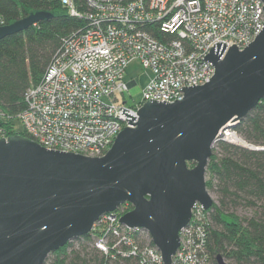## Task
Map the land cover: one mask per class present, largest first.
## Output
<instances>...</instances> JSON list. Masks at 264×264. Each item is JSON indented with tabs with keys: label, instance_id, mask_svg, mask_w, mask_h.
Segmentation results:
<instances>
[{
	"label": "water",
	"instance_id": "95a60500",
	"mask_svg": "<svg viewBox=\"0 0 264 264\" xmlns=\"http://www.w3.org/2000/svg\"><path fill=\"white\" fill-rule=\"evenodd\" d=\"M51 18L33 12L0 27V40ZM226 48H211L202 61L214 65L215 75L179 89L181 101L150 99L138 119L123 109L130 127L103 157L47 150L21 135L0 139V264H44L125 204L133 209L120 223L148 234L163 263L173 264L195 204L214 205L206 174L215 146L236 145L224 133L264 100V28L243 51L233 45L221 59Z\"/></svg>",
	"mask_w": 264,
	"mask_h": 264
},
{
	"label": "built area",
	"instance_id": "2783aa9c",
	"mask_svg": "<svg viewBox=\"0 0 264 264\" xmlns=\"http://www.w3.org/2000/svg\"><path fill=\"white\" fill-rule=\"evenodd\" d=\"M62 3L85 28L64 42L41 81L27 90L22 113L12 118L0 110V139L11 137L17 122L47 150L92 158L103 157L130 127L123 109L138 119L150 99L181 101L179 89L203 86L215 75L214 65L202 61L214 45L226 44L224 59L230 47L243 51L264 28L262 0H86L85 13L73 0ZM134 62L151 75L142 101L128 104L124 95L137 85L127 80ZM232 134L238 136L226 131L223 138L231 141ZM122 216L107 214L91 231L105 264H164L150 236L123 226ZM210 223L209 210L196 203L173 264H212Z\"/></svg>",
	"mask_w": 264,
	"mask_h": 264
},
{
	"label": "trees",
	"instance_id": "16d2710c",
	"mask_svg": "<svg viewBox=\"0 0 264 264\" xmlns=\"http://www.w3.org/2000/svg\"><path fill=\"white\" fill-rule=\"evenodd\" d=\"M73 3L79 11H88L86 0ZM38 11L49 12L53 18L0 40V110L12 118L25 110V93L41 81L64 42L86 25L70 15L62 0H0V19L5 26ZM13 122L9 121L7 127L14 129ZM234 132L258 150L223 141L213 150L207 167V189L217 194L219 205L209 210L208 251L212 264H218L217 256L226 264H264V100ZM10 134L28 137L23 130ZM241 207H256L258 211L243 221L234 214ZM132 209L125 204L117 211L125 215ZM225 216L231 221L227 222ZM105 263L88 235L54 253L44 264Z\"/></svg>",
	"mask_w": 264,
	"mask_h": 264
},
{
	"label": "rangeland",
	"instance_id": "374dc122",
	"mask_svg": "<svg viewBox=\"0 0 264 264\" xmlns=\"http://www.w3.org/2000/svg\"><path fill=\"white\" fill-rule=\"evenodd\" d=\"M150 72L149 70H146L142 67V65L138 62H134L129 66L128 73H127V80H136L137 85L132 87L129 91H126L125 93V99L128 102V104H132L133 102H141L143 99V89L146 86L147 82L150 78ZM120 100H122L123 97H119ZM16 129L22 130V126L20 123L16 122ZM244 141V140H243ZM235 144V143H234ZM233 145V144H232ZM237 145V144H236ZM235 145V146H236ZM249 145V144H248ZM239 146V145H237ZM243 148V147H242ZM210 180L209 175L206 174V181L208 182ZM211 198L214 201V204L219 205L218 196L216 193L209 191ZM256 207H245V208H239L238 210H235V215L243 221H246L248 219H251L257 212ZM227 222H230L231 219L227 216L224 217ZM51 259V256L47 261Z\"/></svg>",
	"mask_w": 264,
	"mask_h": 264
},
{
	"label": "bare ground",
	"instance_id": "6f19581e",
	"mask_svg": "<svg viewBox=\"0 0 264 264\" xmlns=\"http://www.w3.org/2000/svg\"><path fill=\"white\" fill-rule=\"evenodd\" d=\"M233 143L241 146V147H248V145L239 137V136H235L234 134L230 135V137H228Z\"/></svg>",
	"mask_w": 264,
	"mask_h": 264
}]
</instances>
